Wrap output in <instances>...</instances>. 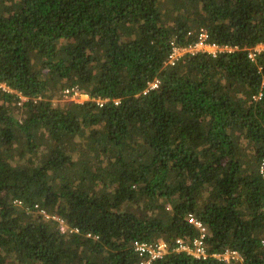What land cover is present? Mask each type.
I'll use <instances>...</instances> for the list:
<instances>
[{"label": "trees", "instance_id": "16d2710c", "mask_svg": "<svg viewBox=\"0 0 264 264\" xmlns=\"http://www.w3.org/2000/svg\"><path fill=\"white\" fill-rule=\"evenodd\" d=\"M200 30L238 50L167 65ZM259 44L264 0H0V264H264Z\"/></svg>", "mask_w": 264, "mask_h": 264}, {"label": "built area", "instance_id": "2783aa9c", "mask_svg": "<svg viewBox=\"0 0 264 264\" xmlns=\"http://www.w3.org/2000/svg\"><path fill=\"white\" fill-rule=\"evenodd\" d=\"M261 47H264V44H259L254 48H252L248 52V57L254 61L255 55L264 51L260 49ZM235 50H238L237 47L232 48L228 46H220L214 43H208L207 33L203 30H200L195 43L186 46L173 47L170 55L168 56L166 64L173 66L180 58H183L186 55L194 56L199 53L202 54L206 53L211 57L216 58V56H218L219 54L231 53ZM155 87H156V83L150 84L151 89ZM0 91L3 93L11 92L10 89L3 83H0ZM61 98L62 101L64 102L70 101V102H74L75 104H82L88 100H93L100 107L103 105V103L107 101V99L104 100L91 99L87 93L81 92L78 87H71L64 89ZM19 99L21 102L27 101V99L22 97L20 94H19ZM259 172L264 177V158L260 163ZM17 204L21 205V202H18ZM263 211H264V207H263ZM41 213L44 215L45 218H48V216L45 215L44 212L41 211ZM54 220L59 221L58 228L61 233L68 232L70 234L73 232L74 233L78 232L77 229H69V227L66 226L63 223V221L59 220L58 218H54ZM188 222L194 225L199 230V236L194 240H192L191 243L186 242L182 239L176 240V247L174 248L173 251L184 252L196 260H205L209 257L206 249V245L204 243L205 229L201 225V223H199L198 221H196L191 217L188 219ZM262 246L264 248V241L262 242ZM133 250L140 258L139 264H151L155 260L161 259L168 253V246L162 241L157 243L136 242L133 245ZM210 256H212L215 259H218L219 261H224V262L242 260L238 255V253L235 251H225L224 253L213 254Z\"/></svg>", "mask_w": 264, "mask_h": 264}, {"label": "rangeland", "instance_id": "374dc122", "mask_svg": "<svg viewBox=\"0 0 264 264\" xmlns=\"http://www.w3.org/2000/svg\"><path fill=\"white\" fill-rule=\"evenodd\" d=\"M261 50H264V47H261L260 48ZM251 49H249V51H250ZM56 102L57 103H59V104H61V103H63L64 101H62V98L61 99H59V100H56ZM239 262H241V261H239Z\"/></svg>", "mask_w": 264, "mask_h": 264}]
</instances>
